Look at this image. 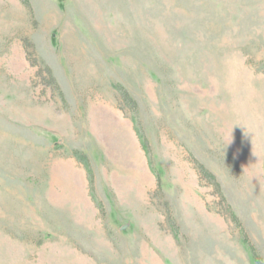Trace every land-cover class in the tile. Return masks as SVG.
Instances as JSON below:
<instances>
[{"label":"rangeland","instance_id":"obj_1","mask_svg":"<svg viewBox=\"0 0 264 264\" xmlns=\"http://www.w3.org/2000/svg\"><path fill=\"white\" fill-rule=\"evenodd\" d=\"M251 246L264 264V0H0V264Z\"/></svg>","mask_w":264,"mask_h":264},{"label":"trees","instance_id":"obj_2","mask_svg":"<svg viewBox=\"0 0 264 264\" xmlns=\"http://www.w3.org/2000/svg\"><path fill=\"white\" fill-rule=\"evenodd\" d=\"M48 70H49V69H48ZM49 74L51 75V71H50V70H49ZM51 82L55 83V80H54V78L52 77V75H51ZM118 90H119V93L121 94V97H122L124 100H126L127 102H129L130 104H132V105H130V106L133 108V107L135 106L134 103H133L134 101H133V99L131 98V96L129 95V93L127 92V90H126L124 87H122V86L118 87ZM132 119H133V122H134V124H135V126H136L137 132L139 133L140 142H141V144H142V146H143V148H144V150H145V152H146V154H147L149 160H151L147 141H146V139L143 137V135L140 133V130H139V128H138V124H139V122H138V116H137L136 113H133ZM203 173L206 174L207 172H206V171H203ZM157 176H158V175H157ZM209 176H210V175H209ZM210 177H211V176H210ZM211 178H212V177H211ZM213 178H214V177H213ZM213 178H212V179H213ZM157 185H158V188L161 189V185H160V179H159V177H157ZM215 188H217V191L219 190V184H218V183H215ZM233 220H234L235 222H238V219H237V217H236L235 215H233ZM251 248H252V249H251V255H252L254 261H256L258 264H263V263L260 261V259L256 256L255 251L253 250V247H252V246H251ZM257 263H256V264H257Z\"/></svg>","mask_w":264,"mask_h":264}]
</instances>
